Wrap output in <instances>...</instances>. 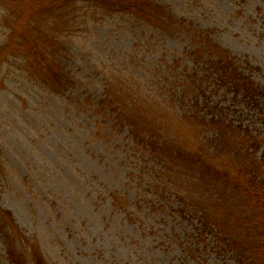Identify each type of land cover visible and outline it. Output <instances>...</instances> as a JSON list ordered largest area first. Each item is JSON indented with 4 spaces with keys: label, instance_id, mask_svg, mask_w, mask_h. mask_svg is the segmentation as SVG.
<instances>
[{
    "label": "rangeland",
    "instance_id": "obj_1",
    "mask_svg": "<svg viewBox=\"0 0 264 264\" xmlns=\"http://www.w3.org/2000/svg\"><path fill=\"white\" fill-rule=\"evenodd\" d=\"M150 1L165 16L163 22L133 15L107 20L112 15L89 5L77 10L75 3H68L67 18L60 15L62 9L52 15L40 12L37 4L30 7L31 15L20 13L19 0H0L3 48L10 39L28 52L31 42H46L44 33L51 30L74 35L63 46L66 71L74 81L66 100L42 89L41 82L52 88L46 69L40 62L27 66L12 55L10 40L2 59L0 55V209L11 213L22 231L18 229L19 241L8 242L17 262L8 257L0 234V264H237L213 228L198 235L200 217L184 206L197 201L226 208L238 204L233 194L224 203L217 184L202 179V169L189 170L187 162L174 166L175 156L167 164L154 160L146 148L140 154L126 127L117 129L111 117L102 118L98 105L111 77L106 89L121 116L138 126L144 142L151 141L144 135L156 134L157 126L174 149L193 150V134L201 132L202 119L195 118L196 91L180 97L181 89L192 86L188 76L193 62L187 56L199 34L208 36L264 89V0ZM79 14L82 20L75 18ZM169 69L188 78L185 84L177 80L173 92L170 83L162 86ZM210 100L229 109L230 123L253 130L258 140L254 156L261 159L264 97L250 103L218 88ZM203 132L212 147L213 166L230 162L231 148L220 151L216 133L209 127ZM243 157L249 158L244 151ZM146 175V181L156 183L153 195L145 192Z\"/></svg>",
    "mask_w": 264,
    "mask_h": 264
},
{
    "label": "trees",
    "instance_id": "obj_2",
    "mask_svg": "<svg viewBox=\"0 0 264 264\" xmlns=\"http://www.w3.org/2000/svg\"><path fill=\"white\" fill-rule=\"evenodd\" d=\"M27 1L28 3L24 0H19L22 4V7L18 5L19 8H24L20 13L26 11L27 14H31L30 7L37 4L42 8L40 12H48L52 15H56L62 9L63 12L60 15L67 18L66 7L69 5L68 3H75L77 10L81 9L82 5H89L94 6V9L100 13L112 15L107 17V20L114 19L115 15H125L124 17L126 15H133L138 20H154L159 17V20L163 22V17H165L161 15L160 11L150 6V2H152L150 0ZM145 8L149 9L145 10ZM0 15L2 14L0 13ZM39 16L40 13L37 14L35 19H38ZM75 18L82 20L80 14L75 15ZM18 19H20L19 22H23L24 15ZM18 19L16 22H18ZM101 20L96 19L95 21L97 22L95 23L101 22ZM63 24H66V22H62L61 26ZM82 24L86 25L87 23H83L82 21ZM10 27L14 28V26ZM65 31L61 29L58 34H55L52 30L51 32L44 33L47 41L39 43L40 41L36 40V42H31L27 47L28 52L24 48H22L24 51L21 49L22 43L18 42L16 45L15 42L7 38L8 40L4 48L0 44L1 59L7 45L10 47L8 44L10 40L11 47L15 49L12 55L17 54L22 57L26 61L27 66H33L34 63L40 62V66L46 69V83L52 88L50 90L41 82L42 89L48 94L57 95L61 99L66 100L67 97L69 99V96L72 95L74 81L66 71L68 57L65 56L63 46L67 45V41L73 38L74 35H70L69 31ZM198 37V43L189 52V56H187V59L193 62L190 69L191 73L188 76L189 79L180 76L181 74L174 76L171 74V69L168 71L169 74L162 79V86L166 89V85L170 83L172 85V92L174 86L177 85V80L182 82L181 84H185L188 79V82H191L192 86L186 85V89H181L180 97L187 94L188 91L194 93L195 90V93H197L195 100L192 102L197 103L199 106H197L198 116L195 118L202 119L200 122V128L202 129L201 132L196 131L193 134L196 142V147L193 150L174 149L175 144L164 139L165 137L163 138L160 135V128L157 126H153L156 134L151 135L150 133L144 135L145 137L150 135L151 141L144 142V137L137 130L138 126L126 115L125 117L121 116L123 112L120 106L115 105L111 94L106 89L109 87V79L111 77L107 78L108 81H106V87L103 90V98L99 102L98 111L102 118L106 115L111 117L109 119L115 123L117 129H119L120 124L126 127L128 134L133 138L135 147V143H137L139 147L137 149L140 154L146 148L154 160L162 159L164 163L168 164L167 159L169 160L175 156L174 158H177V161L172 162L174 166H181L187 162L189 170L198 172V168L202 169L200 174L202 179L211 178L217 184V187L220 188L221 200L224 203L228 200L227 198H230L229 193L231 192L235 197L234 202L237 200L238 204L233 203L226 208L225 204H222L221 209L213 206L217 210L215 214L213 207L198 203L197 201L188 203L189 208L186 205L184 206L188 209L187 213L192 212L200 217L199 222L201 226L198 229V235L203 236L207 233V229L213 228L212 232L215 234L216 239L231 250L236 257L237 264H264V156L261 158L262 160L254 156L258 148V140L253 136V130H246L242 126H238L240 130H237L238 127L230 123L231 120L227 117L229 109L210 100L214 90L225 88L227 93L233 94L235 98L243 96L250 103H258L257 100L264 97V89L244 75L239 60L230 51L218 46L208 36L203 37V35L199 34ZM1 59L0 66L3 63ZM171 75H173V81L170 80ZM177 100L179 101V99ZM121 119H123V122H121ZM206 127H209L212 133H216L215 140L219 145L220 151L227 147L231 148L228 158L230 162L224 161L220 168L214 167L212 164L213 153L209 152V149H212V147L209 146V143H206L207 136L204 138L203 134V130ZM232 136L233 138H231ZM201 138L203 140H200ZM239 144L241 147L236 149ZM243 146L246 147L243 148ZM243 151L249 158L243 157V159H240ZM149 153L147 154L149 155ZM236 161H239L238 165H235L237 164ZM230 163L231 168L228 166ZM232 168L235 170H232ZM146 180H148L147 175L142 180L147 187L145 192L146 194L153 195L156 183ZM153 181L156 180L153 179ZM18 229L12 214L0 209V234L4 237L5 242H7L8 257L12 256L14 260L16 258L11 253L12 248L8 242L10 239L13 241L20 240L22 234L20 233L21 230L19 229L20 231H18Z\"/></svg>",
    "mask_w": 264,
    "mask_h": 264
}]
</instances>
